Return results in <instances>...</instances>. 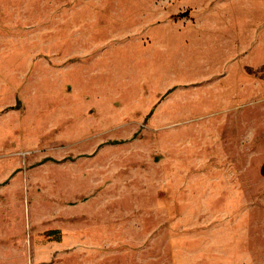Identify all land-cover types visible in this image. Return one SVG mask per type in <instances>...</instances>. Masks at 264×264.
<instances>
[{"label": "rangeland", "instance_id": "rangeland-1", "mask_svg": "<svg viewBox=\"0 0 264 264\" xmlns=\"http://www.w3.org/2000/svg\"><path fill=\"white\" fill-rule=\"evenodd\" d=\"M0 264H264V0H0Z\"/></svg>", "mask_w": 264, "mask_h": 264}, {"label": "crops", "instance_id": "crops-1", "mask_svg": "<svg viewBox=\"0 0 264 264\" xmlns=\"http://www.w3.org/2000/svg\"><path fill=\"white\" fill-rule=\"evenodd\" d=\"M233 97H231V99H232Z\"/></svg>", "mask_w": 264, "mask_h": 264}]
</instances>
